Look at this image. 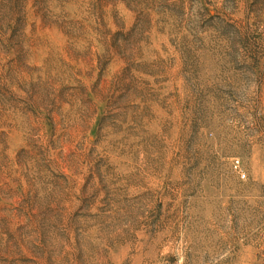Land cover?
<instances>
[{"label": "rangeland", "instance_id": "374dc122", "mask_svg": "<svg viewBox=\"0 0 264 264\" xmlns=\"http://www.w3.org/2000/svg\"><path fill=\"white\" fill-rule=\"evenodd\" d=\"M0 264H264V0H0Z\"/></svg>", "mask_w": 264, "mask_h": 264}]
</instances>
